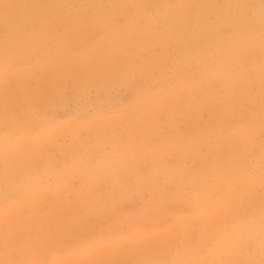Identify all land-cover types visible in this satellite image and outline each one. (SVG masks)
Returning a JSON list of instances; mask_svg holds the SVG:
<instances>
[{"label":"rangeland","instance_id":"1","mask_svg":"<svg viewBox=\"0 0 264 264\" xmlns=\"http://www.w3.org/2000/svg\"><path fill=\"white\" fill-rule=\"evenodd\" d=\"M261 16L0 0V264H264Z\"/></svg>","mask_w":264,"mask_h":264},{"label":"bare ground","instance_id":"2","mask_svg":"<svg viewBox=\"0 0 264 264\" xmlns=\"http://www.w3.org/2000/svg\"><path fill=\"white\" fill-rule=\"evenodd\" d=\"M258 16H260V15H258ZM261 17L264 18V16H261ZM262 21H264V20H262ZM260 25H262V23H261ZM238 231H240V230H239V229H238V230H235L234 233H235V234H236V233L238 234ZM231 236H232V235H231ZM217 241H218V240H217ZM218 245H219V244H217V246H218ZM220 245H222V244H220ZM220 245H219V246H220ZM217 246H216V247H217ZM222 246H223V245H222ZM216 247H215V249H214V251H213V254H212L214 257H212L213 259H211V260H215V259H216V262H217V261L219 260V259L217 260V257L219 256V255H218V254H219L218 252H219V250L222 249V248L220 247V248L218 249V248H216ZM223 248H224V247H223ZM219 257H220V256H219ZM219 257H218V258H219ZM227 259H228V258H227ZM219 261H220V260H219ZM212 262L214 263V261H212ZM219 264H220V263H219Z\"/></svg>","mask_w":264,"mask_h":264}]
</instances>
